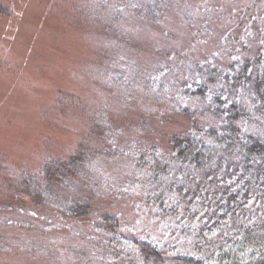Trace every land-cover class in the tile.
<instances>
[{
	"label": "rangeland",
	"instance_id": "rangeland-1",
	"mask_svg": "<svg viewBox=\"0 0 264 264\" xmlns=\"http://www.w3.org/2000/svg\"><path fill=\"white\" fill-rule=\"evenodd\" d=\"M263 17L264 0H0V164L37 173L63 161L68 183L54 198L80 207L42 208L17 182L0 183V204H12L0 212V264H124L120 246L137 254L144 241L180 252L185 239L176 225L181 239L168 233L164 210L138 211L133 159L169 153L191 130L207 106L190 97L205 82L201 66H230L242 25L262 41ZM107 147L123 158L70 163Z\"/></svg>",
	"mask_w": 264,
	"mask_h": 264
},
{
	"label": "trees",
	"instance_id": "trees-1",
	"mask_svg": "<svg viewBox=\"0 0 264 264\" xmlns=\"http://www.w3.org/2000/svg\"><path fill=\"white\" fill-rule=\"evenodd\" d=\"M245 28L242 25L243 36L234 42L236 53L230 66H217L215 60L216 68L205 69L204 73L205 64L200 65L205 82L197 85L190 97L203 99L207 106L192 113L195 119L191 130L170 140L169 153L158 155L149 151V155L133 159L135 174L131 188L134 192L139 188L138 193L145 195L138 211L145 214L164 210L160 217L168 233L172 231L170 235L177 237L176 231L180 230L185 239L180 252L174 248L170 251L159 242L140 243L137 254L120 246L123 252L117 256L125 258L124 264H264V27L257 28L262 39L257 43L256 34L246 33ZM88 152L75 153L70 163L84 164L81 166L84 169L89 161L94 163L93 159L98 161L104 156L105 160L108 156L114 159L113 154L116 158L124 156L108 147L101 154L90 155V159ZM65 172L63 161L37 173H27L25 169H17L16 173L0 164V183L12 186L17 182L15 191L42 208L44 204L49 205L47 208L55 204L80 215L77 198L63 202L54 198L57 186H67L68 182L61 179ZM108 178L105 176L101 181H110ZM36 181L45 183L39 186ZM36 187L50 198L42 199L40 194L39 201L33 197L29 189ZM11 207L9 202L2 203L0 212ZM87 207L86 215L93 205ZM107 217L103 219L106 223ZM196 220L198 225L191 227ZM95 223L106 233L107 224L97 220ZM183 223L188 226L182 228ZM175 225L176 231L172 228Z\"/></svg>",
	"mask_w": 264,
	"mask_h": 264
}]
</instances>
